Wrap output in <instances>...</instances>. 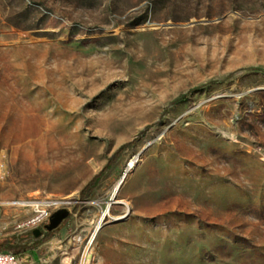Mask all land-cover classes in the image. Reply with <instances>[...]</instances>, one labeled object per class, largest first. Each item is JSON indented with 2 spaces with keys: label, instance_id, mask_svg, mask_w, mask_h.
I'll use <instances>...</instances> for the list:
<instances>
[{
  "label": "rangeland",
  "instance_id": "1",
  "mask_svg": "<svg viewBox=\"0 0 264 264\" xmlns=\"http://www.w3.org/2000/svg\"><path fill=\"white\" fill-rule=\"evenodd\" d=\"M0 155L23 264H264V0H0Z\"/></svg>",
  "mask_w": 264,
  "mask_h": 264
},
{
  "label": "bare ground",
  "instance_id": "2",
  "mask_svg": "<svg viewBox=\"0 0 264 264\" xmlns=\"http://www.w3.org/2000/svg\"><path fill=\"white\" fill-rule=\"evenodd\" d=\"M132 163H133V161H130L129 164H128V167L132 166ZM118 185H119V182H118ZM118 185H117V186H118ZM117 186L115 187V189L113 190V192H112V194H111V197H110V199H109V200H110V201H109V204H107V205L105 206V208L102 210V212H101L99 218H98V219L96 220V222L94 223L93 228H92V230H91V233H90V235H89V237H88V240H87L86 245H89V243L93 240V238H94L96 232H97V231L99 230V228L101 227V225H102L103 221L105 220V218L111 216L110 213H109V206H110L111 204H113V203H123L122 200L116 198V195H117ZM16 203H19L20 205H32V206L35 207L34 210H35V212L38 213V214H37V217L32 218V219L30 220V222H28V223H34V222L36 221V219H38V218L43 214V211L45 210V209H44L45 206H47V205H49V207H51V206H56V205H58V203H64V201H62V200H58V203H57V201H54V200H52V199H45V200H43V201H40V202H37V203H31V204L26 203V202H24V201H17ZM122 216H123V215H122ZM122 216H118V218H119V217H122ZM89 252H90V251H89ZM88 254H89V253H88ZM83 255H85V257H88V255L86 254V252H83ZM85 261H87V260H85ZM87 262H88V261H87ZM87 262H85V263L87 264ZM85 263H84V264H85Z\"/></svg>",
  "mask_w": 264,
  "mask_h": 264
},
{
  "label": "trees",
  "instance_id": "3",
  "mask_svg": "<svg viewBox=\"0 0 264 264\" xmlns=\"http://www.w3.org/2000/svg\"><path fill=\"white\" fill-rule=\"evenodd\" d=\"M256 69V68H255ZM257 70V69H256ZM131 143L123 144L119 147L118 151H116V155L120 153L122 150H124L127 146H129ZM115 155V156H116ZM111 163L106 164L96 175L93 176V178L82 188L80 191L81 197H86L91 190L95 187V185L99 182L100 178L102 177L105 170H107L110 167ZM50 232L46 233L48 236ZM12 241V238H4L0 240V251H8L11 253H18L19 247H11L10 243Z\"/></svg>",
  "mask_w": 264,
  "mask_h": 264
},
{
  "label": "built area",
  "instance_id": "4",
  "mask_svg": "<svg viewBox=\"0 0 264 264\" xmlns=\"http://www.w3.org/2000/svg\"><path fill=\"white\" fill-rule=\"evenodd\" d=\"M4 171H5V160H4V157L2 155H0V180L4 176ZM62 204H64V203H58V205H62ZM62 207H64V206H62ZM58 208H61V207H58ZM58 208H56V209H58ZM44 209L45 210L43 211V214L39 218H41L43 216L44 217L47 216V218H48L49 215L54 211V210L51 212L48 211L49 205L45 206ZM38 219H36L35 222H37ZM1 229H4V227L1 225V222H0V230ZM0 264H23V258H22L21 253H11L8 251H0Z\"/></svg>",
  "mask_w": 264,
  "mask_h": 264
},
{
  "label": "water",
  "instance_id": "5",
  "mask_svg": "<svg viewBox=\"0 0 264 264\" xmlns=\"http://www.w3.org/2000/svg\"><path fill=\"white\" fill-rule=\"evenodd\" d=\"M70 211L67 207H61L54 210L48 217L47 223L44 224V229L48 232L56 229L60 224L69 216ZM34 236L40 234L39 228H34L32 230Z\"/></svg>",
  "mask_w": 264,
  "mask_h": 264
},
{
  "label": "flooded vegetation",
  "instance_id": "6",
  "mask_svg": "<svg viewBox=\"0 0 264 264\" xmlns=\"http://www.w3.org/2000/svg\"><path fill=\"white\" fill-rule=\"evenodd\" d=\"M42 229H40V231H41Z\"/></svg>",
  "mask_w": 264,
  "mask_h": 264
}]
</instances>
